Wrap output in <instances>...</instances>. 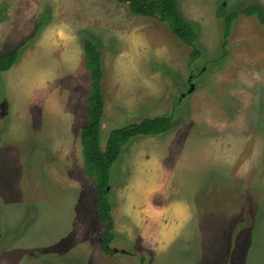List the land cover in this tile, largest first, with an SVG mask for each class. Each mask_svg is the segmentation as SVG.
<instances>
[{
	"label": "rangeland",
	"instance_id": "rangeland-1",
	"mask_svg": "<svg viewBox=\"0 0 264 264\" xmlns=\"http://www.w3.org/2000/svg\"><path fill=\"white\" fill-rule=\"evenodd\" d=\"M177 1L198 32L195 63L167 23L133 16L128 3L0 0V56L20 49L0 73V264H264V25L242 13L264 0ZM222 5L242 13L226 48ZM87 38L103 53V149L116 129L176 122L132 139L112 168L114 256L102 251L107 226L84 166ZM169 208L181 210L175 222L196 213L209 235L205 223L223 227L230 254L199 242L156 254L144 232H163Z\"/></svg>",
	"mask_w": 264,
	"mask_h": 264
},
{
	"label": "trees",
	"instance_id": "trees-1",
	"mask_svg": "<svg viewBox=\"0 0 264 264\" xmlns=\"http://www.w3.org/2000/svg\"><path fill=\"white\" fill-rule=\"evenodd\" d=\"M128 3L131 14L137 17L156 19L168 24L173 35L186 46L193 49L191 60L195 63L200 58V51L196 47L198 32L187 21L180 9L177 0H117ZM248 17H257L264 25V10L259 7H248L243 12ZM241 12L228 13L227 7L222 5L218 11V18L224 23V48L228 44L234 24L239 20ZM43 23V21H42ZM40 29V25L38 27ZM87 69L91 75L92 89L88 100V121L83 128L81 141L83 146L85 174L97 183V210L102 224L107 226L102 242V251L107 256H114L116 250L111 247L115 240V222L112 217L113 205L109 198L111 171L122 150L132 139L139 136H159L175 129L176 122L171 116H157L130 124L126 127L111 132L107 147L101 146V131L105 108V95L103 80L105 77L103 53L90 39L84 40ZM20 49L10 54L0 56V73L13 68L18 60ZM228 50L225 49L222 58H227ZM127 254V252H125ZM145 261V258H142ZM143 264V263H142Z\"/></svg>",
	"mask_w": 264,
	"mask_h": 264
},
{
	"label": "crops",
	"instance_id": "crops-1",
	"mask_svg": "<svg viewBox=\"0 0 264 264\" xmlns=\"http://www.w3.org/2000/svg\"><path fill=\"white\" fill-rule=\"evenodd\" d=\"M164 206L165 208H167L166 205ZM173 208H171L172 210H170V208L168 210L169 212H172V213L170 214L167 213V216H169L170 221L167 222L166 221L167 219H165L164 222L162 221L163 222V232L159 230L155 232V230L151 231V229H147V231L144 232V236L147 237L148 240L150 241V246L156 248V254H169L174 249H182L183 246L189 247L192 245V243H194L196 246L197 242H199L197 246H198L199 251L201 252H208L209 254H213L214 256L215 254L219 256V254H222L223 252H224L223 254H230L229 253L230 250L228 251V248L225 250L223 249L224 250L223 252L220 251V245H222L220 243L223 240L222 237L223 236L228 237V231H226L227 233L224 234L223 230L225 229L222 227L220 231L214 234V229L212 228L214 227V225L211 226L209 223L208 224L205 223V225L211 229V235H209L208 232L204 233L203 228H201L204 225L197 224L196 213H192V215L190 214L188 217H182L181 221L177 220L175 222V216H177L181 212V210H179V213H175L177 210H174ZM158 217H155L154 220L158 219L159 221H161V219H159ZM187 219L190 221H189L188 227L185 229V232H183L182 230L176 233L175 230L177 229V227H182V223ZM183 233L185 234L183 235ZM198 236H199V239H198ZM200 244L204 246H201ZM221 263H223L222 260H221Z\"/></svg>",
	"mask_w": 264,
	"mask_h": 264
},
{
	"label": "water",
	"instance_id": "water-1",
	"mask_svg": "<svg viewBox=\"0 0 264 264\" xmlns=\"http://www.w3.org/2000/svg\"><path fill=\"white\" fill-rule=\"evenodd\" d=\"M194 89H195V85L192 84V85H191V88H190V90H189V93H192V92L194 91Z\"/></svg>",
	"mask_w": 264,
	"mask_h": 264
},
{
	"label": "flooded vegetation",
	"instance_id": "flooded-vegetation-1",
	"mask_svg": "<svg viewBox=\"0 0 264 264\" xmlns=\"http://www.w3.org/2000/svg\"><path fill=\"white\" fill-rule=\"evenodd\" d=\"M189 82H190L189 84H190V86H191V85H192V80H190Z\"/></svg>",
	"mask_w": 264,
	"mask_h": 264
}]
</instances>
